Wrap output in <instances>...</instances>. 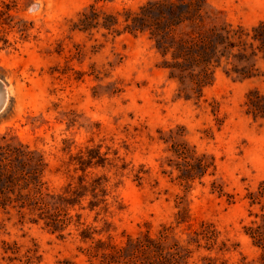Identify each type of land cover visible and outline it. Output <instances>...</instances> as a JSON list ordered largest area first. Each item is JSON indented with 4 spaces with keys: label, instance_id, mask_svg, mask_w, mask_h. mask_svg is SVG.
<instances>
[{
    "label": "rangeland",
    "instance_id": "1",
    "mask_svg": "<svg viewBox=\"0 0 264 264\" xmlns=\"http://www.w3.org/2000/svg\"><path fill=\"white\" fill-rule=\"evenodd\" d=\"M147 1L0 0V79L7 91L0 134L44 154L50 187H59L74 174L76 164L67 171L62 160L78 146L99 145L100 152H106L103 167L86 171L107 178V212L93 222L97 228L109 223L102 238L108 233L119 242L125 234L145 229V222L152 231L159 223L171 224L173 234L183 238L181 230L205 221L213 225L216 243L225 246L222 252L217 245L211 251L201 249L194 258L206 254L231 264L241 259L264 264L262 249L243 231L253 218L249 210L257 211L249 207L245 194L264 179V99L258 101L263 113L256 117L247 112L246 103L249 89L264 96V60L256 62L263 75L243 81L222 61L213 82L196 97L190 85L168 78L163 65L169 56L156 51L149 30L130 32L133 14L124 10L137 12ZM160 1L176 4L174 18L164 12L167 21H176L183 4L200 9L195 22L171 25L174 37L211 25L250 28L264 19V0ZM84 8L88 17L93 10L98 21L113 15L116 23L110 29H75ZM156 17L152 11L146 21L151 24ZM62 138L68 139V151L61 150ZM177 144L205 154L214 167L200 179L180 182L171 151ZM81 204L86 205V199ZM177 212L187 222L175 226ZM80 213L93 221L94 212ZM1 223L0 243H17L21 250L35 244L38 264L73 258L75 243H83L72 227L73 234L64 232L60 239L40 224L21 226L13 214L6 219L0 210Z\"/></svg>",
    "mask_w": 264,
    "mask_h": 264
},
{
    "label": "trees",
    "instance_id": "2",
    "mask_svg": "<svg viewBox=\"0 0 264 264\" xmlns=\"http://www.w3.org/2000/svg\"><path fill=\"white\" fill-rule=\"evenodd\" d=\"M176 4L160 0H148L138 6V11L129 9L126 13L133 14L130 32L149 30L150 38L154 40V47L161 57L169 56L164 61L163 68L168 69V78H176L181 85H190L189 89L200 96L203 87L210 85L214 79L215 69L221 62L230 64V71L238 80L259 78L263 75L256 62L258 58L264 60V19L259 20L250 28L230 24L211 25L202 27L195 33H184L174 37L169 34L171 25L177 23H192L200 18V9L190 4H183L176 21H167L165 11L173 17ZM91 9V7H90ZM1 11V10H0ZM86 8L79 12L83 18L74 23L75 29L90 30L94 27L110 29L116 23L115 16L107 15L110 19L98 21V14L90 10L86 16ZM157 17L150 21V12ZM105 16V17H107ZM174 18V17H173ZM112 20V21H111ZM126 21V18H124ZM112 22V23H110ZM148 22V23H147ZM0 21V24H3ZM169 23V24H168ZM129 28V25H125ZM229 75V71H225ZM189 99V95H184ZM246 103L254 117L263 113L258 105L264 96L255 88L246 92ZM62 151H68V139L62 138ZM175 156V168L178 170L176 178L188 184L195 178H202L212 162L201 153L196 154L183 144L173 145L171 149ZM106 152H100L99 145H80L74 154H69L67 160H62L67 171L73 164L74 174H68V180L59 187H50L45 178L50 171L49 163L44 154L27 144L7 139V134H0V210L10 219L13 214L16 223L40 224L51 234L63 239L72 235L83 243H75L73 258L63 257L55 261L56 264H77L74 258L80 259V264H231L225 259L202 254L194 258V254L201 249L211 251L216 246L217 251H223L225 243H216V231L211 223L200 221L197 227L188 225L186 231L181 230L185 237L175 236L171 224L159 223L152 231L149 223L145 222V229L137 234H125V239L115 242L107 233L106 238L101 234L108 232V222L97 228L93 222L102 212H107V192L105 175L88 176L89 168L104 166ZM116 154V151H114ZM124 168L123 165L119 166ZM55 171L59 167L54 168ZM80 173H77V171ZM135 177L141 179L136 172ZM213 184V182H212ZM213 188L211 191L213 192ZM222 195L221 189L217 190ZM249 207H257V211L249 210L253 216L248 224L243 225L244 233L262 249L261 259L264 257V179L256 187L245 194ZM86 199V205L81 202ZM94 212L93 221L82 219L80 210ZM187 222L184 215L176 213L175 226ZM3 223L0 224V227ZM201 241L203 243H201ZM39 255L35 244L26 246L23 250L17 243L1 240L0 259L4 264H38ZM236 264H247L241 259Z\"/></svg>",
    "mask_w": 264,
    "mask_h": 264
},
{
    "label": "water",
    "instance_id": "3",
    "mask_svg": "<svg viewBox=\"0 0 264 264\" xmlns=\"http://www.w3.org/2000/svg\"><path fill=\"white\" fill-rule=\"evenodd\" d=\"M7 101V91L4 82L0 79V113L4 110Z\"/></svg>",
    "mask_w": 264,
    "mask_h": 264
}]
</instances>
